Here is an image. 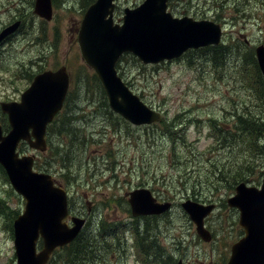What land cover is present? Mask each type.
Segmentation results:
<instances>
[{
  "label": "rangeland",
  "instance_id": "1",
  "mask_svg": "<svg viewBox=\"0 0 264 264\" xmlns=\"http://www.w3.org/2000/svg\"><path fill=\"white\" fill-rule=\"evenodd\" d=\"M56 1L52 18L44 20L41 27L43 19L33 13L31 0H0V29L19 18V11L23 21L22 32L16 31L0 45V101L19 100L38 72L67 68L71 90L68 103L73 110L80 107L81 117L76 123L80 134L72 140L70 163H66L70 171L62 167L55 151V144L60 142L56 131L49 132L48 147L42 156L37 155V160L43 164V156H50L45 172L66 189L70 211L88 216L86 229L95 232L106 224L116 229L105 238L111 244L110 252L105 251L97 263L88 264H139L135 259L141 255L134 246L135 233L130 224L122 225L131 222L122 209L126 193L137 187L149 188L158 200L173 202L170 211L149 223L165 254L172 256L170 264L179 259L184 264H225L231 244L243 234L238 225L239 211L226 204L227 197L235 192L230 189L231 176L239 168L238 176L248 178L246 184L259 186L264 174V155L244 151L245 147L229 138L233 137L234 121L240 113L245 115L246 109L264 112V87L254 54V48L264 44V0H173L174 5L169 7L173 16L217 17L223 41V54L217 63L204 57L208 50L193 52L190 62L183 55L143 64L129 52L125 60L118 61V73L122 72V79L148 106L168 121L178 115L177 130L185 140L184 145L180 144V161L169 152L168 139L153 134L160 122L133 126L120 122L102 106L103 88L82 59L77 42L83 12L94 0ZM142 1L116 0L114 21L121 23L122 9ZM262 119L264 127V114ZM0 120L7 128L6 115L1 111ZM210 123L221 129L220 137L228 138L222 145L208 136ZM28 148H24L25 154L32 153ZM192 153L194 166L189 162ZM187 198L217 204L205 220L214 234L212 241L204 242L197 236L180 207ZM0 199L7 204L6 209L0 207V264H16L12 221L23 211L24 200L2 173Z\"/></svg>",
  "mask_w": 264,
  "mask_h": 264
},
{
  "label": "water",
  "instance_id": "2",
  "mask_svg": "<svg viewBox=\"0 0 264 264\" xmlns=\"http://www.w3.org/2000/svg\"><path fill=\"white\" fill-rule=\"evenodd\" d=\"M114 0H95L85 10L77 41L81 57L93 69L106 94L109 108L134 126L162 120L160 111L148 106L118 74L116 63L125 52L143 64H156L180 57L187 49L220 42L221 27L209 19L173 16L168 0H143L134 8L123 9L122 23H114ZM33 13L50 20L51 0H34ZM19 19L0 29V43L14 34ZM255 57L264 83V44L255 47ZM69 84L65 66L34 75L19 101L0 102L7 114L9 131L0 124V165L16 193L25 200L24 210L13 220V245L16 264H46L52 251L72 241L84 219L71 217L72 227L64 222L68 215L66 191L54 186L50 174L33 171V156H18L16 148L23 140L39 151L47 148V125L60 111ZM133 216L160 215L171 202H159L150 189L139 187L127 193ZM227 204L239 210V226L244 235L231 246L226 264H264V175L260 187L240 182ZM196 233L210 241L204 218L214 203L187 198L180 203ZM42 246L37 251V241ZM176 264H182L178 260Z\"/></svg>",
  "mask_w": 264,
  "mask_h": 264
},
{
  "label": "trees",
  "instance_id": "3",
  "mask_svg": "<svg viewBox=\"0 0 264 264\" xmlns=\"http://www.w3.org/2000/svg\"><path fill=\"white\" fill-rule=\"evenodd\" d=\"M181 1V0H176ZM185 1V0H182ZM52 3L54 6H56L57 1L52 0ZM31 4H33V0H31ZM174 5L173 0H169V6ZM171 7V6H170ZM18 16H22V11ZM14 19V18H13ZM212 19L218 20L217 17H214ZM45 23L44 20H41L40 25ZM222 46H206L195 50H188L186 53H184V56L188 58V62H190V57L193 52L197 50H208L209 53H205L204 57L209 58L210 60H213L214 63H217V61L221 58L223 51ZM128 53H125L121 56V60L126 59V55ZM118 67V65H117ZM156 67V66H155ZM120 75L122 74L119 73ZM97 82L98 79L96 75L92 74ZM127 84H129L127 82ZM100 86V85H99ZM262 95L264 94V91L262 90ZM102 95L104 98V102L102 106L104 105L106 108V111L108 114L113 115L118 118L120 122H126L124 119H122L120 116L108 108V103L105 97V94L102 90ZM258 106V105H257ZM80 107L78 106L77 109L73 110L72 106L69 105L68 100L65 104V108L61 112V116L59 115L53 123L49 126V132L56 131L58 135L60 136V142L58 144H55V151L61 160V165L66 171H70L69 166L66 163H70V157H71V150L72 147V140L75 141L80 134L78 126L76 123H78V120L81 117H78V110ZM237 114V113H236ZM235 114V115H236ZM264 112L260 110L259 112H252L249 109L245 110L244 112L240 113L239 116L236 117V129L233 133V137L230 136L229 138H233L236 142V145H242V147H245L244 151H248L249 153L257 152L259 154L264 155V127H263V116ZM164 118V117H163ZM160 121V126L156 130L153 131L154 133H157V136L163 139H168L169 141V152L173 155V158L176 159L175 161H180L182 158L181 152H180V144L184 145L185 140H183L182 136L183 133H179V130H177L180 122L178 121V115H174L171 121H168L166 118H164ZM54 127V128H53ZM150 127V126H148ZM212 131L214 130L212 135L215 139H217V144H223L226 138L225 136H221V129L217 126L212 124ZM146 131L147 128H144ZM61 132H64L65 134L62 135ZM227 134H230V132H227ZM156 136V137H157ZM84 140V137H80L79 141L82 143ZM162 142V141H161ZM61 144V146L59 145ZM189 144L187 145V147ZM191 151V148H189ZM107 156H110V152L107 153ZM195 155L190 154L189 162L191 163V166L193 165ZM107 159V158H106ZM209 161V160H208ZM211 162V161H209ZM249 169L252 168L250 164H243ZM109 169V168H107ZM0 173H2L5 176L3 168L0 166ZM239 168H235L232 178V185L230 189H234L237 182L245 181L248 182L247 176H238ZM164 183V182H163ZM143 183H141L142 185ZM228 188V187H227ZM197 194V193H196ZM196 199V197L194 198ZM199 200V199H197ZM125 206H123V210L129 214V218H131V222H125L122 225L130 224L131 231H134L135 238L138 240V243L140 245V249L143 250L145 253H147L145 260L146 264H170L172 263V256L170 257L168 254H165L164 248L158 243L157 237L153 234V232L150 229V219L157 218L156 216H146L142 217V221L137 220V218H133L130 214V210L127 206V202L124 201ZM6 203L0 199V207L6 209ZM106 227H102L100 229H97V231H92L90 229L84 228L80 231V233L77 235V237L68 245H65L61 248L55 249L53 251V254L50 256L47 264H56V261L58 259L57 264H88L90 262H98L99 260L103 259V253L105 251H109L112 249L111 244L109 242V239H105L107 235H111L113 232V224H106ZM116 232V229L113 230ZM100 234V236H99ZM102 238V239H101Z\"/></svg>",
  "mask_w": 264,
  "mask_h": 264
},
{
  "label": "flooded vegetation",
  "instance_id": "4",
  "mask_svg": "<svg viewBox=\"0 0 264 264\" xmlns=\"http://www.w3.org/2000/svg\"><path fill=\"white\" fill-rule=\"evenodd\" d=\"M21 21H22V16H21ZM21 29H22V22H21ZM20 29V30H21ZM56 68H52V70H55ZM66 70H67V68H66ZM67 73H68V76H69V79H70V74H69V72H68V70H67ZM69 93V92H68ZM68 98H70V96L67 94V96H66V99H68ZM212 124L213 123H210V127H211V129L213 128L212 127ZM48 134H49V130L47 131V135H46V139L48 140L49 138H48ZM27 146V148H28V145H27V143L25 142V141H22L21 143H19L18 144V147H17V151L19 152V154L20 155H24L25 154V152L23 151L24 150V148ZM29 149V148H28ZM30 151H32V153H30V154H33L32 156H33V163H34V169L35 168H38L39 170H40V168L39 167H44L45 165L47 166L48 165V162H47V160L50 158V156H43V159H41L42 160V162H43V164L42 163H40L38 160H37V155L38 154H40V156H42V154H41V152L40 151H33V150H31V149H29ZM40 171H43V170H40ZM59 172V170H57V173ZM68 180H69V178L68 177H66ZM54 179V178H53ZM54 181L56 182V183H58L55 179H54ZM59 184V183H58ZM70 209H71V207H70ZM72 214H74L72 211H70ZM88 214V213H87ZM75 215V214H74ZM69 216L70 217H72V215L71 214H69ZM78 217H80V218H82V219H84V223L85 224H87V220H88V216H82V215H77ZM206 220V219H205ZM205 225H206V223H205ZM206 227L208 228V225H206ZM209 230H210V228H208ZM211 232H212V230H210ZM212 235H213V237H214V234H213V232H212ZM136 248H138L139 247V244H137V246H135ZM139 249H140V247H139ZM140 251L142 252V250L140 249ZM143 254H145V252L143 251ZM184 264V263H183Z\"/></svg>",
  "mask_w": 264,
  "mask_h": 264
}]
</instances>
